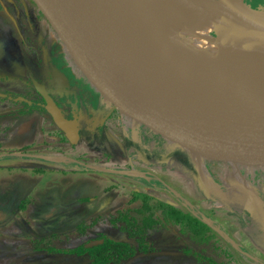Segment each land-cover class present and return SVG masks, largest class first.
<instances>
[{"label": "rangeland", "instance_id": "rangeland-1", "mask_svg": "<svg viewBox=\"0 0 264 264\" xmlns=\"http://www.w3.org/2000/svg\"><path fill=\"white\" fill-rule=\"evenodd\" d=\"M226 1L243 4L256 14L264 13L263 6L258 5L263 4V0ZM41 46L44 58L50 62L60 58L67 64L66 59H70L33 1L0 0V70H4L2 67L8 62L20 61L28 54L27 67L40 75L42 67L32 57L38 56ZM11 73L13 69L9 66L0 72L9 76ZM0 83L8 85L1 80ZM2 84L0 91L4 92L6 86ZM91 90L98 103L105 107L111 105L104 91ZM9 104V100L3 101L0 97V108ZM8 114L9 110H0V125L6 127L4 133H0V139L4 140L0 143V264H89L86 255L50 252L47 248L85 246L102 235L135 244L140 235L130 237L128 231L135 229L128 227L122 216L126 214L137 225L148 226L147 220H158V215L149 211L150 206L143 205L142 197L136 201L130 195L128 187L133 184L125 182L123 173L113 170L117 165L125 172H136L142 182L138 186L148 190L147 194L187 209L203 220L213 231V242L196 243L188 234H181L184 227L180 224L170 228L145 227L143 237L154 250L137 252L110 264H200L194 255L186 253L187 249L216 261L230 257L234 264H264V204L237 169L209 167L208 174V167H204L197 155L189 156L167 143H158L149 135L144 145V135L140 137L138 132L132 131L128 138L123 136L127 159L117 157L109 163H97L109 172L77 170L65 163L64 154L59 152H51L57 154L51 161L44 160L45 136L38 140L40 148L33 129L22 127L24 123L20 127L12 126L13 117ZM90 132L84 128L81 137L91 135ZM100 137V142L112 151L104 136ZM86 150L87 154L93 152L90 148ZM69 153L68 156L75 157ZM78 161L89 163L84 158ZM146 165L156 168L150 170L159 180L157 184L143 180L150 176L144 172L148 170ZM205 168L206 173L202 170ZM201 183L208 188L209 196ZM132 200L135 201L129 204Z\"/></svg>", "mask_w": 264, "mask_h": 264}, {"label": "water", "instance_id": "water-1", "mask_svg": "<svg viewBox=\"0 0 264 264\" xmlns=\"http://www.w3.org/2000/svg\"><path fill=\"white\" fill-rule=\"evenodd\" d=\"M32 1L63 43L81 76L91 88L108 95L110 111L173 149L197 155L203 165L264 175V91L250 80L237 75L239 82L251 86L259 103L248 109L203 116L197 102L212 106L225 103V99L196 89L191 100L173 82L170 70L177 71L181 66L176 67L171 60L165 65L155 62V51L159 49L166 54L170 50L166 46L151 47L145 41L141 31L152 36L154 26L144 15L139 13L140 25L136 26L131 7L121 6L116 0ZM212 2L223 5L226 13H236L242 18L223 24L230 36L217 38L220 44L264 52V13H253L243 4L226 0ZM36 90L43 96L42 106L54 124L75 143L76 121H67L42 87L36 85ZM201 186L209 196L208 188L202 183ZM102 243L98 239L85 247Z\"/></svg>", "mask_w": 264, "mask_h": 264}, {"label": "bare ground", "instance_id": "bare-ground-1", "mask_svg": "<svg viewBox=\"0 0 264 264\" xmlns=\"http://www.w3.org/2000/svg\"><path fill=\"white\" fill-rule=\"evenodd\" d=\"M116 1L121 6L131 7L136 26L140 25L139 13L153 23L152 36L140 30L144 36L141 35L151 47L169 48L170 51L165 48L166 54L159 49L155 51V62L165 65L171 60L176 67L181 66L177 71L170 70L171 79L191 100H194L196 89H204L210 95H221L225 99V103H213L212 106L197 102L201 115L248 109L259 103L251 86L239 82L238 78L250 80L264 91V52L223 46L216 40L220 35L230 36L223 24L242 19L238 14L226 13L223 5L212 0ZM251 173L243 171L253 190L262 195V175L256 171Z\"/></svg>", "mask_w": 264, "mask_h": 264}, {"label": "flooded vegetation", "instance_id": "flooded-vegetation-1", "mask_svg": "<svg viewBox=\"0 0 264 264\" xmlns=\"http://www.w3.org/2000/svg\"><path fill=\"white\" fill-rule=\"evenodd\" d=\"M29 1L32 2L31 0ZM262 3L263 4L258 5H262L264 8V0ZM42 52L43 49L41 46L39 47L38 56L32 57L36 61V64L42 67L40 75L35 74L27 67L25 61L29 56L28 54L23 56L20 61L14 59L18 62L12 60L7 63V66L2 67L4 70L8 66L9 68L11 67L13 73H11V76L0 74V80L8 83V85L0 83L6 86L4 92L0 91L2 95L0 97L3 98V101H10L8 107L0 108V110H9L8 116L13 117L12 126L20 127V125L24 123L22 127L32 128L36 135L37 145L40 146V148L41 145L38 143V140L45 136L43 139L45 142L42 143V148L46 150L45 155L42 157L44 160L51 161L52 159H46V157L51 156V158H53L57 156V154L51 152H59L64 154L62 155L65 156L63 159L64 162L71 164L74 169H92L109 172L110 170L97 163H109L117 157L120 159H127L123 136L127 135L128 138L132 131L138 132L140 137L144 135V145L147 135L158 143H162L159 139L153 137L146 131L138 127L132 128V126L122 120L118 114L114 111H110L109 107H105L102 103H98V100L93 96V91L74 67L71 60L66 59L67 64L62 63L60 58L56 59L54 62H50L48 58H44ZM42 62L45 63L44 66ZM4 70H0V72L3 73ZM36 85L44 89L46 95L51 98L67 121H76L78 126V140L75 143H71L64 132L54 124L51 116L42 106L45 105L44 98L36 90ZM9 126L11 127V125ZM84 128L88 131L91 130V135L81 137V132ZM5 129L2 130L3 133ZM44 129H47V132H44ZM100 136H104V140L113 148L112 151L108 150L104 143L100 142L101 140L98 138ZM2 139H0V143L4 141ZM86 148H90V150L93 151L92 154H87ZM69 152L75 157L68 156V154H70ZM7 156L9 155H5L4 157ZM83 158L88 160L89 163L83 164L78 161ZM146 168H148V170L144 172L148 173L150 176H147V179L143 178V180L146 182L149 179L151 183L157 184L159 180L152 174L153 170H150H156V168L148 165H146ZM113 170H115L117 174L123 173L125 175L124 179L127 180L125 182L133 184L131 187H126L129 188L130 195L133 196L136 201L139 197H142L143 200L144 196L153 197L147 194L148 190L145 189V191L142 185L138 186V183L142 184V182L137 178L136 172L132 170L125 172L126 170L122 169L119 165ZM115 189H117V187H115ZM116 191L119 194L120 190L118 189ZM135 200H132V202L128 201V203L131 204ZM143 205H145V203H143Z\"/></svg>", "mask_w": 264, "mask_h": 264}, {"label": "trees", "instance_id": "trees-1", "mask_svg": "<svg viewBox=\"0 0 264 264\" xmlns=\"http://www.w3.org/2000/svg\"><path fill=\"white\" fill-rule=\"evenodd\" d=\"M143 202L146 206H150L149 211L153 214L157 213L158 220L148 219V226H139L135 221H130L127 215L122 216L123 221L128 227L135 230H129L128 233L130 237H135L140 235L136 240V243L116 241L108 238L107 236H100L99 239L103 240L102 244L97 246L86 248L83 245L72 249H56L47 248L50 252H63L71 255H86L90 259L89 264H110L119 263L127 258H130L137 252H149L154 250V247L148 243L143 235L145 233V227H152L156 225H161L164 228L174 227L176 224H180L184 227L181 234H188L190 239L199 244H209L212 243L213 231L211 228L199 217L192 214L188 210H183L174 204L157 200L153 197L144 196ZM155 212V213H154ZM186 253L189 255H194L200 264H234L230 257H226L224 260L216 261L215 259L205 256L203 253L196 252L192 249H187Z\"/></svg>", "mask_w": 264, "mask_h": 264}, {"label": "crops", "instance_id": "crops-1", "mask_svg": "<svg viewBox=\"0 0 264 264\" xmlns=\"http://www.w3.org/2000/svg\"><path fill=\"white\" fill-rule=\"evenodd\" d=\"M49 27H50V25H49ZM51 28V27H50ZM70 60V59H69ZM84 79V78H83ZM85 80V79H84ZM85 82H86V80H85ZM87 84H88V82H86ZM89 85V84H88ZM89 87H90V89H91V86L89 85ZM3 129H5L4 127H3V125H0V133L2 132V130ZM46 159H52L51 158V156H48V157H46ZM204 167H208V170H207V173L209 174V167H215V166H209V165H205L204 164ZM205 173H206V168H205ZM242 175L244 176V177H246L243 173H242ZM263 177H264V175H263ZM262 177V179H263V182H264V178ZM246 181H247V183L250 185V183H249V181H248V179L246 178ZM251 186V185H250ZM254 193H255V196L257 197V199L258 200H260L261 201V203L262 204H264V201L262 200V198H264V193L261 195V194H258V193H256L255 191H254Z\"/></svg>", "mask_w": 264, "mask_h": 264}, {"label": "built area", "instance_id": "built-area-1", "mask_svg": "<svg viewBox=\"0 0 264 264\" xmlns=\"http://www.w3.org/2000/svg\"><path fill=\"white\" fill-rule=\"evenodd\" d=\"M246 178V177H245Z\"/></svg>", "mask_w": 264, "mask_h": 264}]
</instances>
